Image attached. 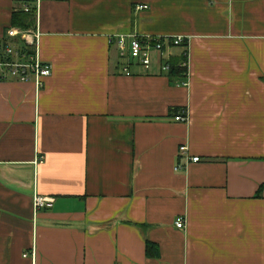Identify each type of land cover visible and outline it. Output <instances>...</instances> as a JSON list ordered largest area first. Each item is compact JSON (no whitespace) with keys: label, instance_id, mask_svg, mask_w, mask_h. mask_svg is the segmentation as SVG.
I'll use <instances>...</instances> for the list:
<instances>
[{"label":"crops","instance_id":"0c3cea01","mask_svg":"<svg viewBox=\"0 0 264 264\" xmlns=\"http://www.w3.org/2000/svg\"><path fill=\"white\" fill-rule=\"evenodd\" d=\"M31 29L52 73L0 79V264H264V0H40ZM120 35L186 37L187 84L185 48L145 68Z\"/></svg>","mask_w":264,"mask_h":264},{"label":"built area","instance_id":"2783aa9c","mask_svg":"<svg viewBox=\"0 0 264 264\" xmlns=\"http://www.w3.org/2000/svg\"><path fill=\"white\" fill-rule=\"evenodd\" d=\"M23 3L22 10L31 11L33 8L37 9L40 0H20ZM147 5H137L136 9L146 8ZM9 39L0 43V79L8 77L20 80L35 79L39 86H43L44 79L49 77L52 73L50 64L43 62L37 52L38 39L40 32L31 28L10 27L7 31ZM126 35L119 36V46L122 55L128 54L135 62L142 64L145 68H150L153 61V55L158 54L161 60L165 57L169 58V50L174 46H179L187 39L182 35L168 36V35H132L130 36L129 45L127 44ZM33 50V52L30 51ZM182 66H187L186 78L182 82L187 84L190 76L189 59L181 63ZM162 69L169 72L171 67L164 62ZM126 74L131 72L128 66L124 67ZM175 119L186 122L189 120L188 110L183 109L177 112ZM187 146H180V153L184 154ZM194 161L200 160L199 156L192 158ZM43 162V158H38L36 163ZM180 164L176 166V170L182 169ZM55 197L43 196L36 194L34 196V206L36 209H42L53 205ZM178 227L185 226V218L180 217L177 220Z\"/></svg>","mask_w":264,"mask_h":264},{"label":"trees","instance_id":"16d2710c","mask_svg":"<svg viewBox=\"0 0 264 264\" xmlns=\"http://www.w3.org/2000/svg\"><path fill=\"white\" fill-rule=\"evenodd\" d=\"M37 21V9L33 8L31 11H24L22 8L16 10L13 14L12 25L19 26L23 28H31L36 25ZM185 50L180 56H171V58L166 61L171 67L168 72L174 78L180 80H185L187 73V66H182L181 63L184 60H188V41L186 40L181 45ZM177 47V46H174ZM31 52L33 50L30 49ZM146 254L148 257L157 258L160 257V246L158 243L147 240L146 242Z\"/></svg>","mask_w":264,"mask_h":264},{"label":"rangeland","instance_id":"374dc122","mask_svg":"<svg viewBox=\"0 0 264 264\" xmlns=\"http://www.w3.org/2000/svg\"><path fill=\"white\" fill-rule=\"evenodd\" d=\"M178 48V47H177ZM179 50H182V48L180 47V48H178Z\"/></svg>","mask_w":264,"mask_h":264}]
</instances>
